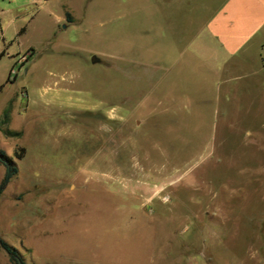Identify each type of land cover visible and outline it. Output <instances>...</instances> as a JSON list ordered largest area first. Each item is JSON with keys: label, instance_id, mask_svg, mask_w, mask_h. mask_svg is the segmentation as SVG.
Masks as SVG:
<instances>
[{"label": "rangeland", "instance_id": "1", "mask_svg": "<svg viewBox=\"0 0 264 264\" xmlns=\"http://www.w3.org/2000/svg\"><path fill=\"white\" fill-rule=\"evenodd\" d=\"M220 2L0 0V240L22 264H264V47L190 55Z\"/></svg>", "mask_w": 264, "mask_h": 264}, {"label": "crops", "instance_id": "2", "mask_svg": "<svg viewBox=\"0 0 264 264\" xmlns=\"http://www.w3.org/2000/svg\"><path fill=\"white\" fill-rule=\"evenodd\" d=\"M219 1L189 44L192 59H208L216 70L218 63L248 62L256 45L264 47V0Z\"/></svg>", "mask_w": 264, "mask_h": 264}, {"label": "trees", "instance_id": "3", "mask_svg": "<svg viewBox=\"0 0 264 264\" xmlns=\"http://www.w3.org/2000/svg\"><path fill=\"white\" fill-rule=\"evenodd\" d=\"M22 151V150H21ZM16 158H20V155L17 154ZM0 164L4 167L5 172H8L9 177L14 175L16 172V168L14 165H12L11 162H9L8 160H6L3 156L2 153L0 152ZM0 249L3 250L8 258L14 262L15 264H22L20 262L19 257L16 255V252L13 248H11L9 245H7L6 243H4L2 240H0Z\"/></svg>", "mask_w": 264, "mask_h": 264}, {"label": "water", "instance_id": "4", "mask_svg": "<svg viewBox=\"0 0 264 264\" xmlns=\"http://www.w3.org/2000/svg\"><path fill=\"white\" fill-rule=\"evenodd\" d=\"M90 62L91 63H95V62H98V59L95 57V56H91L90 57ZM9 175H8V172L5 173V181L8 179ZM20 264V263H19Z\"/></svg>", "mask_w": 264, "mask_h": 264}]
</instances>
